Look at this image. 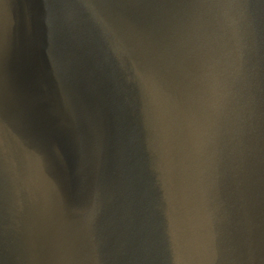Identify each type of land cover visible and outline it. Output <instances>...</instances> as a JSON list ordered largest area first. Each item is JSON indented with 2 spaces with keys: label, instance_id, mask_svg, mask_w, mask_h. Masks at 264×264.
<instances>
[{
  "label": "water",
  "instance_id": "obj_1",
  "mask_svg": "<svg viewBox=\"0 0 264 264\" xmlns=\"http://www.w3.org/2000/svg\"><path fill=\"white\" fill-rule=\"evenodd\" d=\"M0 264H264V0H0Z\"/></svg>",
  "mask_w": 264,
  "mask_h": 264
}]
</instances>
